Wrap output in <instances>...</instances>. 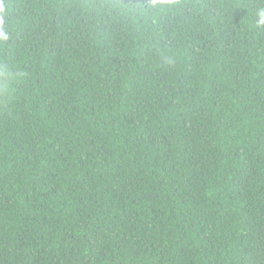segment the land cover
Instances as JSON below:
<instances>
[{"label":"trees","instance_id":"obj_1","mask_svg":"<svg viewBox=\"0 0 264 264\" xmlns=\"http://www.w3.org/2000/svg\"><path fill=\"white\" fill-rule=\"evenodd\" d=\"M0 264H264V0H0Z\"/></svg>","mask_w":264,"mask_h":264}]
</instances>
